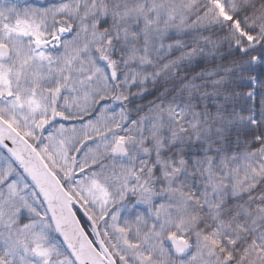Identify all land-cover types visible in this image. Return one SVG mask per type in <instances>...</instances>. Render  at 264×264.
I'll use <instances>...</instances> for the list:
<instances>
[{
    "label": "snow or ice",
    "instance_id": "snow-or-ice-1",
    "mask_svg": "<svg viewBox=\"0 0 264 264\" xmlns=\"http://www.w3.org/2000/svg\"><path fill=\"white\" fill-rule=\"evenodd\" d=\"M0 264H264V0H0Z\"/></svg>",
    "mask_w": 264,
    "mask_h": 264
}]
</instances>
